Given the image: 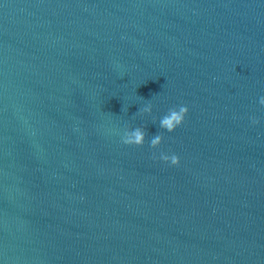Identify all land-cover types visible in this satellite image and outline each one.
I'll return each mask as SVG.
<instances>
[{
  "label": "water",
  "instance_id": "obj_1",
  "mask_svg": "<svg viewBox=\"0 0 264 264\" xmlns=\"http://www.w3.org/2000/svg\"><path fill=\"white\" fill-rule=\"evenodd\" d=\"M261 96L264 0H0V264H264Z\"/></svg>",
  "mask_w": 264,
  "mask_h": 264
},
{
  "label": "clouds",
  "instance_id": "obj_2",
  "mask_svg": "<svg viewBox=\"0 0 264 264\" xmlns=\"http://www.w3.org/2000/svg\"><path fill=\"white\" fill-rule=\"evenodd\" d=\"M260 105L264 106V96H261L259 99ZM139 111L141 112H151V104L145 105ZM188 112V108L186 105L178 106V108H170L159 121V126L168 132H172L177 126H179L183 120L185 115ZM253 123H257L258 121L255 118H251ZM162 136L157 134L150 141V146L155 147L161 143ZM122 142L126 145H136L140 146L144 143V131L141 127H136L131 130L130 133L126 134L122 137ZM155 158V157H154ZM161 160L165 162H170L171 165H177L179 163V157L176 154L167 155L164 153L160 154L159 157Z\"/></svg>",
  "mask_w": 264,
  "mask_h": 264
}]
</instances>
